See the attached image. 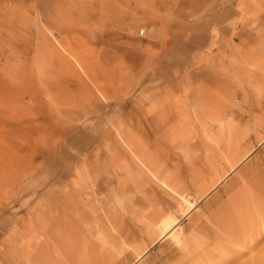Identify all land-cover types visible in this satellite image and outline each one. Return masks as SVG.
<instances>
[{
	"label": "rangeland",
	"instance_id": "obj_1",
	"mask_svg": "<svg viewBox=\"0 0 264 264\" xmlns=\"http://www.w3.org/2000/svg\"><path fill=\"white\" fill-rule=\"evenodd\" d=\"M263 137L264 0H0V264H180L157 220L207 240ZM261 229L194 264H264Z\"/></svg>",
	"mask_w": 264,
	"mask_h": 264
},
{
	"label": "bare ground",
	"instance_id": "obj_2",
	"mask_svg": "<svg viewBox=\"0 0 264 264\" xmlns=\"http://www.w3.org/2000/svg\"><path fill=\"white\" fill-rule=\"evenodd\" d=\"M21 7V6H20ZM36 8V7H35ZM14 18V17H13ZM16 18V17H15ZM14 18V19H15ZM18 20V19H17ZM10 23V22H9ZM2 24V23H1ZM3 25V24H2ZM26 25V24H25ZM6 27V26H5ZM8 27V26H7ZM16 27V26H15ZM16 29V28H15ZM7 30V29H6ZM3 34V33H2ZM19 35V34H18ZM13 41V40H12ZM25 44V43H24ZM4 69V68H3ZM7 79V78H6ZM11 86V85H10ZM8 89V88H7ZM8 96V95H7ZM264 143V137L261 140V144ZM227 152V151H226ZM224 153V152H223ZM253 152H251L249 155H247L246 158H244V162L246 161V159H248L250 157V155ZM161 157V156H160ZM243 162V163H244ZM238 163V162H237ZM242 163V162H241ZM240 163V164H241ZM233 168L231 169V172L228 173L224 178H222L220 181H218L208 192L207 194H205L201 200L205 199L206 197H208L233 171H235L237 169V164L233 163ZM239 164V163H238ZM240 167V166H239ZM231 168V167H230ZM255 168V167H254ZM252 169V168H251ZM249 169V172H247V174H243L244 176V181H245V185L243 184L242 187H240V189H238V191H236L233 196L231 197V203L229 205H225L222 207H219V205H217V209L214 210V212L211 210V214L209 218H206L208 220V222L210 223V225H204L201 223H197L195 227H193V231H192V237L194 239H201V235L204 234V232L206 230L209 231L208 234H206V238L207 240H203L202 242L200 241V244H193L191 247L187 248L185 241H184V229L179 226L180 221L178 220L179 218H175L174 216L168 215L166 217H163L159 220H157V223L155 224L154 227V232H159L161 238L160 240L164 239L165 237L169 238L170 241L172 242L173 245H175L178 249L184 250L185 253L181 256L180 258V264H194L196 263L199 259H200V253H202V251L205 253V248L208 246V243H233L235 242V248H236V242H242L243 239L249 238V237H253L254 236V232H256L257 227H261V230H264V169L261 168H255V169ZM251 170V171H250ZM248 171V170H247ZM196 178V177H195ZM240 178V176H239ZM196 180V179H195ZM241 180V178H240ZM239 180V182H240ZM188 181V180H187ZM235 181V180H234ZM190 182V181H189ZM239 182L234 185L233 187L230 188L229 192L231 190H235L237 188H239ZM243 182V181H242ZM244 183V182H243ZM200 186V185H199ZM210 187V186H208ZM229 188V186H228ZM207 191V190H206ZM227 191V190H226ZM225 191V192H226ZM227 192V193H229ZM202 193V191L200 192ZM226 194V193H225ZM228 195V194H227ZM222 197V196H221ZM217 198V197H216ZM215 198V199H216ZM175 200V198H173ZM194 199V198H193ZM214 199V200H215ZM219 199V198H218ZM195 200V199H194ZM190 201L189 199H187L186 197H183V203L185 204L186 209L184 210V217H187L190 215V213L198 206V203L195 201ZM213 200V201H214ZM217 200V199H216ZM222 200V199H221ZM167 201V200H166ZM220 202V201H219ZM223 203V202H222ZM166 204V203H165ZM225 204V203H224ZM211 205V204H210ZM214 205V204H213ZM215 205V206H216ZM223 205V204H222ZM166 206V205H165ZM214 206V208H215ZM209 207V206H208ZM209 208H213V207H209ZM208 208V209H209ZM72 209V208H71ZM210 211V210H209ZM199 216V215H198ZM62 217V216H61ZM200 217V216H199ZM66 218V217H65ZM60 219V218H59ZM62 219V218H61ZM198 219V218H197ZM197 219L195 220V223L197 221ZM206 220V222H207ZM65 222V221H64ZM193 225V223H191ZM191 224L189 226H191ZM61 226V225H60ZM89 226V225H88ZM192 227V226H191ZM254 227H256V229L254 230ZM83 231V229H82ZM260 231V228H259ZM64 232V231H63ZM65 233V232H64ZM259 234V233H258ZM263 234V232L261 233ZM66 235V234H65ZM256 235V234H255ZM262 237V236H261ZM264 237V236H263ZM67 238V237H66ZM257 238V237H256ZM69 239V238H68ZM205 239V238H204ZM57 240V238H56ZM70 240V239H69ZM73 240V239H72ZM252 241V240H251ZM255 241V240H254ZM259 241V239H258ZM247 242V239L246 241ZM74 243V242H73ZM157 243V242H156ZM244 243V241H243ZM250 243V242H249ZM256 243L257 240H256ZM72 244V242H71ZM215 244V245H216ZM241 244V243H240ZM252 244V243H251ZM255 244V242H254ZM253 244V245H254ZM74 245V244H73ZM214 245V244H213ZM239 245V244H238ZM237 245V246H238ZM250 245V244H249ZM247 246L248 249L250 246ZM218 246V245H217ZM256 246V245H255ZM211 247V246H209ZM217 247H214V249H216ZM232 250L233 247H231ZM256 249V247H255ZM172 250V249H171ZM213 250V249H211ZM71 251V250H69ZM53 252V251H52ZM96 252V251H93ZM108 252V251H107ZM171 252V251H170ZM229 252V251H228ZM250 253H252L251 251H249ZM247 252V253H249ZM92 253V252H91ZM181 253V252H180ZM179 253V254H180ZM48 254V253H47ZM178 254V253H177ZM178 254V255H179ZM228 254V253H227ZM244 254V253H243ZM50 255V252H49ZM95 255V254H94ZM167 255V254H166ZM165 255V256H166ZM170 255V254H169ZM168 255V256H169ZM176 255V254H174ZM173 255V256H174ZM201 256V259L199 260V263H202V258L205 256ZM210 255V254H209ZM229 255V254H228ZM234 255V253H233ZM145 256V253H141L137 256V259L135 261V263L140 262V260ZM224 256V255H223ZM235 256V255H234ZM36 257V256H35ZM94 257L97 256H92L89 258V264H95V259ZM207 257V256H205ZM211 257V256H210ZM214 257V256H213ZM230 257V256H229ZM167 258V257H166ZM170 258V257H169ZM220 258V257H219ZM222 258V257H221ZM232 258V257H231ZM234 258V257H233ZM237 258V255H236ZM243 258V257H242ZM71 259V258H70ZM168 259V258H167ZM171 259V258H170ZM224 259L225 256H224ZM207 262V258L204 259ZM208 260H212V258H208ZM222 260V259H221ZM234 259H232L233 261ZM238 260L240 261V259L238 258ZM167 261V260H166ZM220 261V259H219ZM226 261H228V259H226ZM230 261V259H229ZM230 261V262H232ZM244 261V259H243ZM210 262V261H209ZM215 262V261H214ZM218 262V261H217ZM20 263V262H19ZM31 263V262H30ZM32 263H38V261H33ZM221 263V262H220ZM225 264H229L226 263L225 260L224 262ZM221 263V264H223ZM206 264V263H205ZM211 264V263H210ZM213 264V263H212Z\"/></svg>",
	"mask_w": 264,
	"mask_h": 264
},
{
	"label": "built area",
	"instance_id": "obj_3",
	"mask_svg": "<svg viewBox=\"0 0 264 264\" xmlns=\"http://www.w3.org/2000/svg\"><path fill=\"white\" fill-rule=\"evenodd\" d=\"M144 33H145V30H142V31H141V35H144Z\"/></svg>",
	"mask_w": 264,
	"mask_h": 264
}]
</instances>
